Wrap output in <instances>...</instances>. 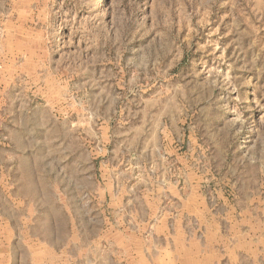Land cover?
<instances>
[{"label":"rangeland","instance_id":"374dc122","mask_svg":"<svg viewBox=\"0 0 264 264\" xmlns=\"http://www.w3.org/2000/svg\"><path fill=\"white\" fill-rule=\"evenodd\" d=\"M0 17V144L32 180L0 203L37 212L56 251L116 264L117 238L163 234L167 128L203 145L204 193L264 180V0H0Z\"/></svg>","mask_w":264,"mask_h":264},{"label":"crops","instance_id":"0c3cea01","mask_svg":"<svg viewBox=\"0 0 264 264\" xmlns=\"http://www.w3.org/2000/svg\"><path fill=\"white\" fill-rule=\"evenodd\" d=\"M160 133L167 168H176L175 178L165 179L164 219L158 220L153 229L163 234L144 244L141 251L136 249L141 243L134 234L129 233L126 239L118 236L115 245L122 247L123 256L116 264H264V180L238 184L228 179L224 191L206 194L201 190L203 175L197 153L203 145L198 138L192 134L184 138L173 128ZM8 143L0 144V184H7L6 192L2 190L0 195L22 199L24 180H32L22 176L20 160L9 158L12 149H8ZM209 162L208 158L207 165ZM24 210L0 203V264H88L86 251L79 258L73 250L71 253V238L59 251L55 242L41 240L35 234L42 228L35 217L37 212ZM24 231L31 233L25 236Z\"/></svg>","mask_w":264,"mask_h":264}]
</instances>
